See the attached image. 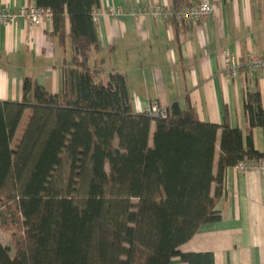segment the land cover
Here are the masks:
<instances>
[{"label":"trees","instance_id":"trees-1","mask_svg":"<svg viewBox=\"0 0 264 264\" xmlns=\"http://www.w3.org/2000/svg\"><path fill=\"white\" fill-rule=\"evenodd\" d=\"M36 6L51 10L50 37L60 46L68 18L72 57L62 65L59 93L27 78L22 102L0 101V228L11 232L15 250L12 257L0 239V264H171L176 257L215 264L210 253L180 248L221 220L225 171L264 162L253 140L255 128L264 134L260 94L246 98V138L226 124L200 121L178 102L166 117L135 113L126 77L112 72L103 81L91 67L100 0Z\"/></svg>","mask_w":264,"mask_h":264},{"label":"crops","instance_id":"crops-1","mask_svg":"<svg viewBox=\"0 0 264 264\" xmlns=\"http://www.w3.org/2000/svg\"><path fill=\"white\" fill-rule=\"evenodd\" d=\"M201 1L100 0L99 51L93 53L91 67L103 81L112 72L126 77L135 113L148 112L155 102L165 108L178 102L184 110L193 108L200 121L226 124L246 138V98L259 93L264 105V72H242L229 79L222 67L228 54L240 60L247 54H264V0H209L215 12L199 25L151 16L135 21L127 12L131 7L180 4L183 8ZM0 5L15 9L36 5V0H0ZM110 9L123 13L110 15ZM65 27V45L60 46L50 37L52 19L34 28L24 20L0 23V101L22 102L27 78L51 94L62 90V65L72 57L68 18ZM29 115L27 110L15 138L22 136ZM221 135L216 141V161ZM253 140L263 153L261 128L253 130ZM217 210L221 220L202 226L180 252L210 253L215 264H264V174L227 169ZM171 264L185 263L176 257Z\"/></svg>","mask_w":264,"mask_h":264},{"label":"built area","instance_id":"built-area-1","mask_svg":"<svg viewBox=\"0 0 264 264\" xmlns=\"http://www.w3.org/2000/svg\"><path fill=\"white\" fill-rule=\"evenodd\" d=\"M127 12L135 21H139L146 16H151L155 18L163 17L166 21H173L174 19V22L179 24L199 25L214 14L215 6L209 0H204L180 11H175L173 8L164 6H156L131 7ZM108 13L110 15H120L123 11L122 9H110ZM97 15L96 12V23ZM47 19H52V12L50 9L40 8L36 5L13 9L0 5V23L3 25L15 23L18 20H24L31 28H34L40 27ZM242 72H264V54L262 56L247 54L241 60L229 54L224 57L222 73L225 77L235 79ZM147 113L151 118L157 119L159 117H166L167 110L165 107H161L155 102L151 104ZM235 168L239 171L258 170L264 174V162L258 164L241 162Z\"/></svg>","mask_w":264,"mask_h":264},{"label":"rangeland","instance_id":"rangeland-1","mask_svg":"<svg viewBox=\"0 0 264 264\" xmlns=\"http://www.w3.org/2000/svg\"><path fill=\"white\" fill-rule=\"evenodd\" d=\"M20 136L21 134L17 135L14 143H13V147L15 148L16 145L18 144V142L20 141ZM258 171V170H257ZM242 172H246V171H242ZM0 239L3 243V245L8 246L11 248V256L13 257L15 255V250L13 248V242H12V238H11V232L10 231H5L0 229Z\"/></svg>","mask_w":264,"mask_h":264}]
</instances>
